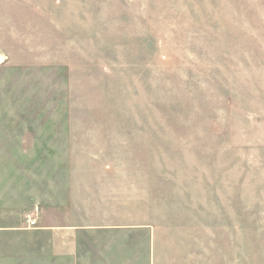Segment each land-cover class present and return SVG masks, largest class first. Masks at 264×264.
<instances>
[{
    "label": "rangeland",
    "instance_id": "1",
    "mask_svg": "<svg viewBox=\"0 0 264 264\" xmlns=\"http://www.w3.org/2000/svg\"><path fill=\"white\" fill-rule=\"evenodd\" d=\"M2 126L8 226L100 186L153 264H264V0H0Z\"/></svg>",
    "mask_w": 264,
    "mask_h": 264
},
{
    "label": "crops",
    "instance_id": "2",
    "mask_svg": "<svg viewBox=\"0 0 264 264\" xmlns=\"http://www.w3.org/2000/svg\"><path fill=\"white\" fill-rule=\"evenodd\" d=\"M8 127L0 131V159L6 162L21 156L24 142L20 131L11 134ZM98 187L78 201L74 193L70 200L57 193L44 206L32 202L26 213L37 209L34 229H25V214L21 228L0 215V264H153L152 226L122 221L109 197L97 198L92 188Z\"/></svg>",
    "mask_w": 264,
    "mask_h": 264
},
{
    "label": "built area",
    "instance_id": "3",
    "mask_svg": "<svg viewBox=\"0 0 264 264\" xmlns=\"http://www.w3.org/2000/svg\"><path fill=\"white\" fill-rule=\"evenodd\" d=\"M37 214V209H34L32 212L25 215V229H34L36 227Z\"/></svg>",
    "mask_w": 264,
    "mask_h": 264
}]
</instances>
